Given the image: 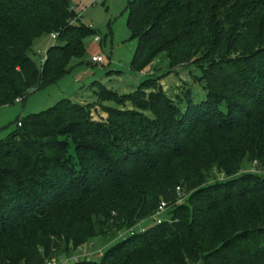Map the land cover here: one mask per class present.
Here are the masks:
<instances>
[{"label": "trees", "instance_id": "1", "mask_svg": "<svg viewBox=\"0 0 264 264\" xmlns=\"http://www.w3.org/2000/svg\"><path fill=\"white\" fill-rule=\"evenodd\" d=\"M128 12L131 71L160 56L192 66L205 98L171 99L156 79L123 97L98 84L100 102L135 109L94 122L63 99L19 119L0 142V264L70 262L96 238L118 242L72 264H264V0H129ZM77 16L70 0H0V108L85 58L96 32ZM53 33L41 67L33 44ZM162 203L169 218L136 233Z\"/></svg>", "mask_w": 264, "mask_h": 264}, {"label": "rangeland", "instance_id": "2", "mask_svg": "<svg viewBox=\"0 0 264 264\" xmlns=\"http://www.w3.org/2000/svg\"><path fill=\"white\" fill-rule=\"evenodd\" d=\"M70 2L72 8L75 9L77 15L81 18V21L77 22V24H84L87 27L92 26L103 42L95 44L96 35L90 36L85 41L87 55L82 60L83 64L77 66L79 62L76 61L72 72L59 83L31 93L24 102L0 108V142L6 140L17 130L19 119L45 112L63 99L75 100L78 95L80 97L77 101L80 104L90 106V117L94 122H104L108 118L106 108H116L121 111L135 109L131 102L122 101V104H117L112 101L100 102L98 99L100 91L98 84L100 82H106L105 86L102 85L103 88L116 93L120 97L133 94L141 86L134 88L140 82H135L131 78L134 73L131 72L130 66L136 52L133 54L130 48L133 40L127 25L129 0H100L98 3H95V0H70ZM55 43L56 41L52 39L51 35H45L34 42L31 56L39 66L42 58H44L45 54H48ZM93 52L104 56L105 61L102 66L87 64L88 57ZM165 61H167L166 58ZM164 67L166 69L156 70V74L147 76L143 82L147 79L158 80V87L171 99L184 98L188 91L193 94L197 101L205 98L202 87L195 80V77L200 75L199 69L192 66H182L178 69H170L169 65ZM114 71L120 72V75ZM119 76L123 77V80L134 89L118 86L119 83L116 82ZM154 91H156L154 88H150L146 90V95ZM88 94L94 95L95 99L85 98ZM243 168L244 170H254V166L247 161H245ZM258 173L264 176V173L259 170ZM217 179H220V177L218 176ZM168 218V215L163 213L142 223L135 229V232L138 233L142 229L147 230L157 225L158 220ZM123 236L128 237V235ZM115 242H118V240L108 243L103 238H96L88 242L84 247L73 251L70 255V262L64 257L58 260L57 264H72L85 259L99 260Z\"/></svg>", "mask_w": 264, "mask_h": 264}, {"label": "crops", "instance_id": "3", "mask_svg": "<svg viewBox=\"0 0 264 264\" xmlns=\"http://www.w3.org/2000/svg\"><path fill=\"white\" fill-rule=\"evenodd\" d=\"M71 6H72V4H71ZM88 28H90L91 30H94V28H92V26H90V27H88ZM95 32H96V30H94ZM131 33V32H130ZM94 35H96L97 36V34L95 33ZM93 35V36H94ZM133 40V39H132ZM94 41H95V39H94ZM103 42V41H102ZM101 42V43H102ZM101 43H96L95 42V44H101ZM86 45V44H85ZM138 45H139V41L137 40V39H134L133 40V42H132V44H131V46H130V48H131V52L133 53V54H135V52L137 51V47H138ZM86 50H87V48H86ZM86 55H87V53H86ZM97 55H100V54H98V53H96V52H93L92 54H91V56H89L88 57V65H92V66H96L95 64H93L92 62H91V60H92V57H94V56H97ZM86 57V56H85ZM83 60V59H82ZM82 60H74L72 63H71V71L69 72V74L72 72V70L75 68V67H73L74 66V64H75V62L76 61H78L79 63H77L78 65L77 66H79V65H81V64H83L84 62L82 61ZM168 66L169 65V62H168V60L167 61H165V58H164V56H160L157 60H155L147 69H145L144 71H142L141 73H134V75L131 77L135 82H140L137 86H135L134 88H136V87H138L139 85H141V83L143 82V80H144V78H146L147 76H151V75H154V74H156L155 72H156V70H160V69H166V67H164V66ZM105 67V66H104ZM131 67V66H130ZM158 67V68H157ZM168 68V67H167ZM131 70V69H130ZM116 74H118V75H120V72H118V71H114ZM132 72V71H131ZM68 74V75H69ZM66 77V76H65ZM64 77V78H65ZM63 78V79H64ZM60 82V81H59ZM58 82V83H59ZM116 83H119V85L118 86H120V87H127V88H129V89H134V88H132V87H130L127 83H126V81L125 80H123V77H120L119 76V79H118V81L116 82ZM57 84V83H56ZM104 84H106V82L105 83H99V85H103V86H105ZM96 90V89H95ZM95 90H94V92H95ZM94 92H93V94H94ZM80 96L78 95V97L74 100L75 102H77V103H80V102H78L77 101V99L79 98ZM81 97H85V96H81ZM85 98H88V99H92V98H94V95H92V94H88V96H86ZM95 99V98H94Z\"/></svg>", "mask_w": 264, "mask_h": 264}, {"label": "built area", "instance_id": "4", "mask_svg": "<svg viewBox=\"0 0 264 264\" xmlns=\"http://www.w3.org/2000/svg\"><path fill=\"white\" fill-rule=\"evenodd\" d=\"M98 2H100V0H95V3H98ZM79 19L81 20V18H80L79 16H77V18L74 19V21H72V22L74 23L75 21H77V20H79ZM51 37H52V39H53L54 41L57 42V41H58V38H59V34H57V33H53V34H51ZM95 42H96V43H101V42H102V38H101L99 35H97V36L95 37ZM47 59H48V54H45L44 58H42V60H41V62H40V66H41V67L44 66V64L46 63ZM104 61H105V58H104V56H102V55L94 56V57H92V60H91V62H92L93 64H95V65H99V66H102V65L104 64ZM17 102H22V99H18ZM18 126L21 127V126H22V123L19 122V123H18ZM178 191H180V189H178ZM167 209H168V208H167V205H166L165 203H162V204L160 205V207H159V209H158L156 215H155L153 218H155V217H157V216H159V215H161V214H163V213H166ZM163 221H164V220H161V219H160V220L157 221V224H161ZM145 230H146V229H145ZM145 230L142 229L141 232H142V231L145 232ZM57 263H58V261L55 260V259L46 262V264H57Z\"/></svg>", "mask_w": 264, "mask_h": 264}]
</instances>
